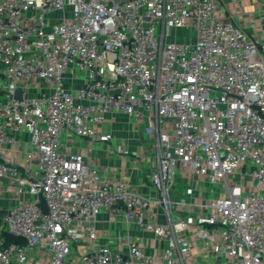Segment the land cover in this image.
I'll use <instances>...</instances> for the list:
<instances>
[{"label": "built area", "instance_id": "built-area-1", "mask_svg": "<svg viewBox=\"0 0 264 264\" xmlns=\"http://www.w3.org/2000/svg\"><path fill=\"white\" fill-rule=\"evenodd\" d=\"M225 2L0 0V178L17 175L13 192L26 196L0 210V264H264V35L222 12ZM180 28L186 41L171 33ZM75 73L83 81L72 91ZM110 112L147 122L156 199L63 148L66 135L110 140L98 128ZM178 177L214 189L197 198L190 186L198 200L174 201ZM152 203L197 212L161 223ZM102 212L166 246L156 256L129 234L126 250L99 243Z\"/></svg>", "mask_w": 264, "mask_h": 264}, {"label": "crops", "instance_id": "crops-1", "mask_svg": "<svg viewBox=\"0 0 264 264\" xmlns=\"http://www.w3.org/2000/svg\"><path fill=\"white\" fill-rule=\"evenodd\" d=\"M221 9L224 13L234 15L235 22L249 34L264 35V22L260 19V8L256 0H226ZM66 78L65 86L72 91L76 90L83 81L80 73H75L72 78L66 74ZM146 124L147 122H136L132 117L121 112H110L98 126L100 131L110 133V140L101 142L86 137L66 135L62 138L63 148L69 153L81 155L85 164L96 169L103 180L126 181L134 191L156 199L158 192L149 181V174L154 165V156L150 146L152 136L146 133ZM17 137L24 141L22 150L28 149L29 133L21 132L17 134ZM4 161L5 158L0 157V162ZM8 178H0V210H4L26 197L24 194L13 192L17 175L8 173ZM203 184L204 182L199 178L192 180L178 177L171 198L174 201L179 197L198 200L199 192L203 195L209 193L208 189H204L205 184ZM190 186H194V197L197 198L185 193L186 188ZM151 209L152 220L155 219L161 223L167 222L170 215L172 217L186 216L197 212V209L178 206L175 203L171 205V214L156 203L151 204ZM96 229L99 243L111 241L114 246L119 245L122 250H126V247L121 244V239L127 234L138 239L144 252L148 255L158 256L167 243L166 240L154 238L150 232L139 229L135 223L126 222L123 216H113L108 212H102L97 217ZM186 236L192 240V230H188ZM87 244L88 240L85 237L75 240L72 243L74 256H81L85 252ZM194 246L195 242H193ZM203 264H213V260L204 261Z\"/></svg>", "mask_w": 264, "mask_h": 264}, {"label": "rangeland", "instance_id": "rangeland-1", "mask_svg": "<svg viewBox=\"0 0 264 264\" xmlns=\"http://www.w3.org/2000/svg\"><path fill=\"white\" fill-rule=\"evenodd\" d=\"M175 32V35H176V38L177 39H180V36H181V39L182 40H187V32H188V30H187V28H180V29H177V30H174V31H171V33L173 34ZM176 176H178V174L176 173ZM232 183H234V182H232ZM216 188L218 187V185H214ZM208 187V188H207ZM205 186L204 187V189L205 190H207L208 189V192H212L213 191V189H214V187L213 186Z\"/></svg>", "mask_w": 264, "mask_h": 264}, {"label": "water", "instance_id": "water-1", "mask_svg": "<svg viewBox=\"0 0 264 264\" xmlns=\"http://www.w3.org/2000/svg\"><path fill=\"white\" fill-rule=\"evenodd\" d=\"M22 97V91H21V88H16L15 91H14V99H21Z\"/></svg>", "mask_w": 264, "mask_h": 264}, {"label": "trees", "instance_id": "trees-1", "mask_svg": "<svg viewBox=\"0 0 264 264\" xmlns=\"http://www.w3.org/2000/svg\"><path fill=\"white\" fill-rule=\"evenodd\" d=\"M13 240H15L13 237H7V241H13Z\"/></svg>", "mask_w": 264, "mask_h": 264}]
</instances>
